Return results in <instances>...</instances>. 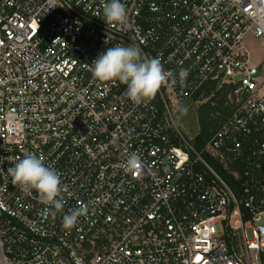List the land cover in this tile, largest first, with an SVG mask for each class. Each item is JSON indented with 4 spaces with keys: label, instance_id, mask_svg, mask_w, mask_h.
Returning a JSON list of instances; mask_svg holds the SVG:
<instances>
[{
    "label": "built area",
    "instance_id": "built-area-1",
    "mask_svg": "<svg viewBox=\"0 0 264 264\" xmlns=\"http://www.w3.org/2000/svg\"><path fill=\"white\" fill-rule=\"evenodd\" d=\"M104 2L0 0V264H264V56L244 42L264 46V0H122L127 27ZM116 45L172 73L150 101L92 76ZM199 100L226 112L200 150L176 122ZM25 153L59 173L62 210L11 183Z\"/></svg>",
    "mask_w": 264,
    "mask_h": 264
},
{
    "label": "clouds",
    "instance_id": "clouds-1",
    "mask_svg": "<svg viewBox=\"0 0 264 264\" xmlns=\"http://www.w3.org/2000/svg\"><path fill=\"white\" fill-rule=\"evenodd\" d=\"M102 20L108 25L127 27L129 17L122 0H106L102 5ZM90 64V71L95 79L101 82L119 81L126 85V97L137 105L153 99L172 75L164 69L158 58L144 59L142 50L132 45L108 47ZM187 75L186 69H180L181 84L185 83ZM139 163L137 154L129 155V169H135ZM7 174L11 177V183L21 191H35L41 203L56 211L63 209V202L58 199L62 191L60 175L54 168L46 166L42 157L25 153L13 167L7 169ZM83 212L81 207L65 214L63 226L66 229L73 228Z\"/></svg>",
    "mask_w": 264,
    "mask_h": 264
},
{
    "label": "rangeland",
    "instance_id": "rangeland-1",
    "mask_svg": "<svg viewBox=\"0 0 264 264\" xmlns=\"http://www.w3.org/2000/svg\"><path fill=\"white\" fill-rule=\"evenodd\" d=\"M246 48L252 53L255 54L256 59L259 60L261 56H264V46L261 45L259 39L252 38L247 36L244 39ZM205 100H199L197 102H188L180 110L177 116V126L182 132L185 139L192 141L195 135L199 131L198 125V109L201 105L208 104L204 102ZM210 107H212L209 104Z\"/></svg>",
    "mask_w": 264,
    "mask_h": 264
},
{
    "label": "trees",
    "instance_id": "trees-1",
    "mask_svg": "<svg viewBox=\"0 0 264 264\" xmlns=\"http://www.w3.org/2000/svg\"><path fill=\"white\" fill-rule=\"evenodd\" d=\"M221 102L219 101L218 105L215 107H210L209 103L201 105L198 109V125H199V131L195 135V137L192 139V144L200 150L204 144L208 141L210 138L212 132L216 129L218 125L219 118H214L211 116V114L216 110H221ZM181 110V109H180ZM180 110L176 113V121L177 116L180 112ZM223 115H226V112L224 110H221ZM211 163H215L210 160ZM217 169L221 171L220 167L217 166ZM222 173H224L222 171ZM224 176L227 178V176L224 174Z\"/></svg>",
    "mask_w": 264,
    "mask_h": 264
}]
</instances>
